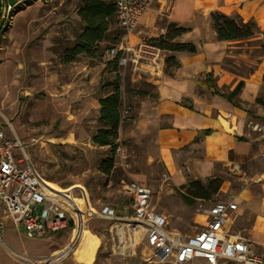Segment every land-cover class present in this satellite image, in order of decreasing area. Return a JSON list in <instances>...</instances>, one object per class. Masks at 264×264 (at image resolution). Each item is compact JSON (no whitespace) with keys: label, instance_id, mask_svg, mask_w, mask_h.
<instances>
[{"label":"rangeland","instance_id":"1","mask_svg":"<svg viewBox=\"0 0 264 264\" xmlns=\"http://www.w3.org/2000/svg\"><path fill=\"white\" fill-rule=\"evenodd\" d=\"M79 1L28 0L26 7L19 3L8 11L2 10L0 129L8 138L19 139L47 186L80 199L87 209L97 210L102 204H109L118 215H126L129 203L122 185L135 180L151 189L152 206L167 217L169 229L192 234L206 226V218L199 209L214 201L228 200L229 195H213L208 200L196 199L187 204L181 198L179 186L168 179L155 143L159 122L152 107L157 101V79L134 72L129 66L114 68L107 64L111 61L108 49L124 33L116 22L100 44L101 57L78 54L69 62L62 61L63 50L81 29L76 14ZM131 34L128 40L134 43ZM263 52L262 40L235 44L222 66L245 75ZM165 68L162 73L171 74L176 67ZM110 81H117L121 91L116 143L122 153L114 154V169L104 174L98 164L108 148L91 142V134L99 127L98 112L86 96L103 95ZM221 90L225 92L224 87ZM13 154L15 158L23 157L19 148H14ZM235 219L231 231L236 230L234 226L239 227ZM243 222L249 223L246 218ZM111 224L101 217H88L79 239L62 255L70 231L27 237L22 225H15L6 217L0 229V264H169L157 261L146 247H139L129 257L112 253ZM260 246L255 245L254 250L264 257ZM194 264H204V260L197 258Z\"/></svg>","mask_w":264,"mask_h":264},{"label":"crops","instance_id":"2","mask_svg":"<svg viewBox=\"0 0 264 264\" xmlns=\"http://www.w3.org/2000/svg\"><path fill=\"white\" fill-rule=\"evenodd\" d=\"M27 1L0 0V16L4 4L22 3L26 7ZM214 10L238 15L243 21L253 20L256 36L218 40L209 17ZM170 24L187 29L174 40L191 42L196 51L173 52L179 65L172 73H161L159 79L150 77L158 82L157 101L152 107L159 122L155 131L157 154L176 186L189 177L202 181L221 177L215 195H229L228 200L236 203L225 229L247 238L253 249L261 245L263 250L264 160L259 154L264 151V137L252 132L247 121L264 122V52L245 75L224 68L222 62L235 44L250 39L264 43V0H150L131 34L132 40L162 35ZM238 81H242L237 93L241 106L214 90H232ZM86 98L97 111L98 98ZM234 218L239 227L231 231Z\"/></svg>","mask_w":264,"mask_h":264},{"label":"built area","instance_id":"3","mask_svg":"<svg viewBox=\"0 0 264 264\" xmlns=\"http://www.w3.org/2000/svg\"><path fill=\"white\" fill-rule=\"evenodd\" d=\"M114 19L124 31L121 39L112 45L107 55L119 66H129L137 73L157 77L164 68L166 51L151 37L140 38L131 43L128 36L150 4V0H113ZM11 8L4 4L5 11ZM249 129L264 137V122L247 121ZM19 148L23 157L15 158L13 149ZM119 145L115 154L120 155ZM259 156L264 160V151ZM128 198L129 212L118 215L109 204H102L85 217L96 216L112 223L109 231L111 251L117 256L129 257L139 247L150 249L157 261L169 264H194L201 258L205 264H264L247 238L225 229L236 203L218 200L200 208L206 218V226L185 235L168 228L167 217L157 212L151 203V189L145 184L129 180L122 185ZM0 229L4 218L15 225H22L27 237H41L61 230L71 232L64 248L66 254L75 242L74 231L79 221L80 209L68 195L56 192L46 185L38 171L27 158L23 145L0 129ZM85 225V221H84Z\"/></svg>","mask_w":264,"mask_h":264},{"label":"trees","instance_id":"4","mask_svg":"<svg viewBox=\"0 0 264 264\" xmlns=\"http://www.w3.org/2000/svg\"><path fill=\"white\" fill-rule=\"evenodd\" d=\"M76 14L80 21V30L74 35L73 42L63 50V62H69L78 54H85L91 57H101V42L107 38L114 19L113 0H80L76 9ZM212 28L218 40H239L256 36L257 27L253 20L243 21L238 15H227L217 10L209 13ZM187 29L170 24L167 32L162 35L152 37L166 53L164 66L177 67L179 65L173 52L195 53L196 47L191 42H182L174 38ZM107 64H113L116 68V61L111 59ZM109 89L98 97L97 122L98 126L91 134L92 144L105 146L108 148L102 158H100L98 169L108 174L114 169V154L118 127L121 120V91L117 81L106 83ZM242 85L238 81L235 87L229 91H220L214 87L215 92L231 101L236 106H241L237 99V93ZM141 93H144L141 91ZM256 102H261L256 99ZM248 111V109H246ZM222 178L219 176L210 177L204 181L187 178L184 184L179 186L181 198L187 204H192L196 199L208 200L219 191Z\"/></svg>","mask_w":264,"mask_h":264},{"label":"bare ground","instance_id":"5","mask_svg":"<svg viewBox=\"0 0 264 264\" xmlns=\"http://www.w3.org/2000/svg\"><path fill=\"white\" fill-rule=\"evenodd\" d=\"M70 200H72L75 204H77V207L80 209L79 221L76 225V228H75L76 230L74 233V238L79 239V236L81 234V228H82L84 221H85L84 219L87 215H89V213H92L91 211H93V210L87 209L80 199L70 198ZM91 247H93V243H91Z\"/></svg>","mask_w":264,"mask_h":264}]
</instances>
